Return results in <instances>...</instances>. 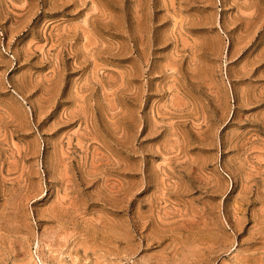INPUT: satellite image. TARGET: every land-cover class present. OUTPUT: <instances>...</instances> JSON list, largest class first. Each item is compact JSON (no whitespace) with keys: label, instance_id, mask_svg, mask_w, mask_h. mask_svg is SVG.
<instances>
[{"label":"rangeland","instance_id":"374dc122","mask_svg":"<svg viewBox=\"0 0 264 264\" xmlns=\"http://www.w3.org/2000/svg\"><path fill=\"white\" fill-rule=\"evenodd\" d=\"M0 264H264V0H0Z\"/></svg>","mask_w":264,"mask_h":264}]
</instances>
